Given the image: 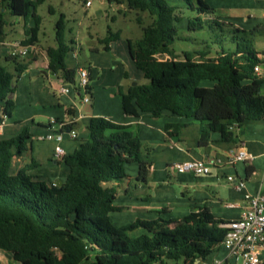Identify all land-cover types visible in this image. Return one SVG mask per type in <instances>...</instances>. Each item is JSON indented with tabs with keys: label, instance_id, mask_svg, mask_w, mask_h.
I'll return each mask as SVG.
<instances>
[{
	"label": "trees",
	"instance_id": "1",
	"mask_svg": "<svg viewBox=\"0 0 264 264\" xmlns=\"http://www.w3.org/2000/svg\"><path fill=\"white\" fill-rule=\"evenodd\" d=\"M44 1L0 0V37L7 12L31 23L24 29L21 44L36 45L42 23L37 8ZM106 1L124 5V13H146L151 19L144 25L138 14L142 35L127 40L128 55L147 83L119 88L124 115L159 118L168 113L194 120L199 124V148L211 142L212 133L221 142L237 144L246 122L264 119V77L254 72L262 62L252 45V32L231 28L226 33L230 46L216 50L213 41L210 45L202 41L200 50L184 51L178 59L171 49L179 39L178 24L188 31L224 33L221 23L226 22L211 18L212 8L205 0ZM180 5L195 15L183 17ZM64 31L61 14L55 23V46L46 50L47 69L74 85L77 68L65 65V55L73 52L74 43H66ZM117 40L119 32L108 27L100 43L107 51ZM18 59L6 57V63L14 65L13 72L0 65V124L15 110L13 80L25 69ZM83 67L90 74V68ZM204 81L212 85L201 86ZM88 90L91 94L89 86ZM66 114L73 116L70 109ZM182 127L166 124L165 131ZM86 130L77 149L59 162L68 169L65 179L49 185L28 173L37 166L33 161L16 174L10 171L13 158L22 155L30 140L26 128L15 137L0 139V251L8 260L18 264H195L221 250L226 233L222 225L227 223L216 219L207 207L179 219L158 218L137 237L129 236L133 225H112L109 214L117 210L118 183L127 178L124 166L137 164L136 181L142 183L148 163L140 160L143 145L129 126L91 117ZM250 173L247 168L246 174Z\"/></svg>",
	"mask_w": 264,
	"mask_h": 264
},
{
	"label": "crops",
	"instance_id": "2",
	"mask_svg": "<svg viewBox=\"0 0 264 264\" xmlns=\"http://www.w3.org/2000/svg\"><path fill=\"white\" fill-rule=\"evenodd\" d=\"M222 1L227 2V0H221L222 4H224ZM240 1L246 2V5L240 4L237 8L238 13L232 12V14L229 13L219 18L224 20L230 18L234 25L242 29H249L254 24L258 27L263 26L261 23L264 21V14L261 13L264 12V0ZM69 3V0H66L64 5L68 6L70 12L73 9ZM207 5L210 7L208 3ZM90 7H92V3ZM116 7L118 12L122 9L124 13V5ZM61 14L64 16V20H68L72 16H67L65 12ZM7 15L8 13L5 12V16ZM30 25V22L25 24L24 20L18 17L7 20L4 35L0 37V62L5 64L0 63V65L7 67L10 72L14 71V65L6 63V57L10 56L11 44L13 42L21 43L24 38V29ZM41 29L43 30L42 26ZM42 33L44 34V32ZM9 35L12 39H9ZM112 43L108 45L109 48ZM54 46V36L53 39L44 41L38 36V43L33 47H29L27 56L18 59L19 64L25 65V69L18 77L22 78L23 89L27 91L28 97H30L34 85L36 88L42 86L44 93L37 92L39 93L36 100L37 105L32 103L34 106L31 103L27 104L26 99L24 101L20 94H16L17 107L15 105V112L0 127V139L15 137L25 127L30 134L26 150L20 157H14L12 160L10 168L12 174H16L20 168L33 161L37 166L28 172L30 175L36 176L48 184L61 183L67 176L68 169L63 163H59L52 158L57 143L39 139L40 136L49 133V121L73 119L72 128L76 131L80 121L86 127L91 117H104L114 123L129 126V129L139 138L141 143L150 148L149 153L140 156L141 161L148 163L145 182L136 181L139 172L137 164H129L126 170L124 168L127 178L118 183L117 196L114 201V207L117 210L110 213L112 214L110 219L114 215V220L119 223L118 227L134 226L129 231L130 237H137L145 233L146 228L158 218L179 219L191 212H196L202 207H207L216 219L228 223L239 217L242 207L245 206L244 195L260 194L264 196V119L246 122L240 129L237 144L221 142L219 141V135L212 133L211 142L206 147L199 148L197 146L199 124L194 120L168 113H163L159 118H152L144 113L138 117L122 113L123 116L119 115L117 119H113L110 115L104 116L94 112L82 115L81 106L79 107L78 104H83L78 102V95L73 85L70 88V84L66 83L59 74H52L47 69L46 50ZM101 46L103 48V45ZM77 47L73 44L75 58L77 57ZM256 52L258 53L257 58L262 62L259 66L261 76L264 77V53ZM67 67L78 69L81 65L76 61L75 66L68 65ZM89 68L90 87V80L94 74L92 67L89 66ZM137 84L144 83L138 81ZM59 87H68V93L56 95L55 91ZM90 95L92 96V92ZM50 96L55 98L54 102ZM13 97L12 94V100ZM17 102L23 105L26 104L27 109L33 108V112L24 116L18 115L19 103ZM67 109L72 110V117L67 116ZM27 123L29 124L27 125ZM166 124L183 125V127L175 131L172 128L165 131ZM84 137H86V133ZM73 141L64 134L63 140L58 143L63 148L65 155L72 154L77 149L78 143L75 144ZM238 146L243 147L248 153L252 154L253 159L248 162L229 165L226 162L225 153L227 150ZM193 159L213 160L216 164L212 167L210 174L204 176L173 172L169 169L174 163ZM149 166H153L152 171L148 169ZM247 168L251 170L250 175L246 174ZM230 175L244 180L245 188L241 191L232 189L226 181V177ZM229 203H234L237 207L229 208L227 207ZM114 213H117L118 216ZM261 257L264 262V250ZM0 264L18 263L11 262L2 254L0 255Z\"/></svg>",
	"mask_w": 264,
	"mask_h": 264
},
{
	"label": "rangeland",
	"instance_id": "3",
	"mask_svg": "<svg viewBox=\"0 0 264 264\" xmlns=\"http://www.w3.org/2000/svg\"><path fill=\"white\" fill-rule=\"evenodd\" d=\"M90 1L92 3V7L84 8L82 0H69V5L73 9L69 12L68 6L64 5L66 0H45L37 8V13L42 19L41 26L43 27V30H40L39 37L42 41L50 40L51 38L53 39L55 23L61 13L65 12L67 13V16L72 15L70 19H65L64 35L66 43L69 44V42L72 41L74 45L78 46L77 57L75 58L73 52H67L65 55V65L75 66L77 61L81 67L91 66L94 74L90 80L92 92V96L90 95V102L83 105L78 104L79 107L81 106V114L88 115L94 112L104 116L110 115L113 119H117L119 115L123 116L120 106V97L118 94L119 88L125 90L127 86L136 82L138 83V81L144 84L147 83V80L144 79L142 73L135 68L133 62H131L128 56L127 40L130 39L135 41L142 35L141 26L136 22L138 14H140L139 17L142 19L144 25H149L151 19L146 13H136L134 11L123 13L121 8H119L121 10L118 12L116 5L108 4L106 0ZM205 2L212 8L210 13L211 18H219L229 13L232 14V12L238 13L239 10H237V8L239 5H246V2L240 0H227L228 3L222 1L224 4L221 3V0H205ZM179 7H181L180 11L183 17L190 18L195 15L193 12L186 10L185 7H182L181 5ZM50 8L52 9V12L49 11ZM261 14H264V12L262 11ZM12 18L14 19L17 17H10L9 15L5 16L6 21ZM219 19L226 22V24L221 23V28L224 33H220L219 30L212 33L207 29L202 31H188L186 28H183V26H180L182 23L178 24L177 34L179 39L175 40L171 46V49L178 59L182 58V52L184 51H191L195 53L197 50H200L203 47L202 41L209 45L210 41H213L212 47L216 50L220 47L230 46V41L227 38L228 36L226 33L231 30V28H238L239 30L252 32L250 38L252 39L253 48L255 51L264 53V21L261 23L263 26L258 27L254 24L249 29H242L241 27L234 25L230 18L227 20L222 18ZM108 27L112 32H119V40L113 42L110 45L109 50L105 51L101 46L102 44L100 43V40L106 36ZM42 32H44V34ZM240 35L242 34L240 33ZM8 37L9 39L11 38L10 35ZM0 63L5 64L4 62ZM13 85L15 87L13 93V101L15 105L16 94H20V97L24 99V101L26 99L27 104L31 103V105L34 106V104L37 105L36 100L39 94L37 92L41 91L44 93L42 86L40 88H36L34 85L32 87V93L30 97H28L27 91L23 89L22 78L19 77H15ZM211 85L212 83L208 81L201 82V86L209 87ZM71 86L72 85L70 84L69 87L71 88ZM261 91L264 94V86ZM50 97L54 102L55 98L53 96ZM77 100L80 103L78 97ZM17 103H19L18 115L24 116L33 112V108L27 109L25 107L26 104L23 105L20 102ZM28 124L29 123H27V125ZM76 131L78 138L73 141L75 144H77L79 140H82L85 133H87L83 122L80 121L78 123ZM142 145L143 150L141 155L149 153V146H146L144 143ZM124 168L126 170L128 165H125ZM46 184L49 185L48 183ZM114 214L118 216L117 213ZM110 215L112 214H109V216ZM114 219L115 216L113 215L111 219L112 225L118 226L119 223ZM224 255L225 253L222 250L217 253L214 252L209 256L208 261H210L213 257L222 259ZM195 264H204V262L202 260H197L195 261Z\"/></svg>",
	"mask_w": 264,
	"mask_h": 264
},
{
	"label": "built area",
	"instance_id": "4",
	"mask_svg": "<svg viewBox=\"0 0 264 264\" xmlns=\"http://www.w3.org/2000/svg\"><path fill=\"white\" fill-rule=\"evenodd\" d=\"M85 8L90 7V0H83ZM29 47L22 45L20 42H13L11 44L10 56L24 58L27 56ZM254 72L261 76L260 66L254 67ZM89 86V70L85 67H79L76 72V81L73 85L80 103L88 104L90 102ZM69 89L66 87H59L56 89V95H63L68 93ZM6 119L3 120L0 127ZM49 133L40 136L41 140L55 141L57 145L53 150L52 158L60 162L65 153L61 146L58 145L63 140V135L66 134L69 139L73 140L77 137V133L73 128H67L73 124V119L68 121H49ZM226 162L229 165H234L238 162H248L253 159L252 154L248 153L243 147H234L226 151ZM216 164L213 160H188L185 162H178L172 164L169 169L173 172L190 173L194 176L209 175L212 167ZM153 170V166L148 167ZM232 189L241 191L245 188V182L242 179H237L230 175L226 177ZM245 206L242 207L239 217L222 225L226 229V233L221 242V250L225 253L222 259L213 257L210 261H204V264H262L261 257L264 250V196L244 195ZM227 207H237L234 203L227 204ZM3 253L0 251V255Z\"/></svg>",
	"mask_w": 264,
	"mask_h": 264
},
{
	"label": "water",
	"instance_id": "5",
	"mask_svg": "<svg viewBox=\"0 0 264 264\" xmlns=\"http://www.w3.org/2000/svg\"><path fill=\"white\" fill-rule=\"evenodd\" d=\"M134 85H135V83L132 84V86H134Z\"/></svg>",
	"mask_w": 264,
	"mask_h": 264
}]
</instances>
